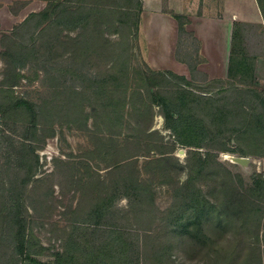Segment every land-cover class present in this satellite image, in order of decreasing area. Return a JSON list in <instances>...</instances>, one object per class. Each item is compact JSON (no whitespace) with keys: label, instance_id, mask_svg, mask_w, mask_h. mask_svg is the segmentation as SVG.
<instances>
[{"label":"rangeland","instance_id":"1","mask_svg":"<svg viewBox=\"0 0 264 264\" xmlns=\"http://www.w3.org/2000/svg\"><path fill=\"white\" fill-rule=\"evenodd\" d=\"M251 2L232 0L231 5L239 12H244L245 6L248 12L253 6ZM129 3L127 0L0 2V104H6L4 100L8 103L24 99L36 111L31 116L9 108L4 117L0 115V264H54L56 252H62L65 264H85L89 258L94 263L104 259L101 264H264V199L247 190L252 176L257 173L264 176V171L253 160L241 164L226 157L228 153L257 157L261 148L247 155L211 151L230 169L245 198L233 221L229 224L224 221V225L216 228L218 235L223 234L229 242L200 243L179 231L175 216L182 199L180 183L187 173L177 169L175 161L185 163L191 147L175 142L165 127L159 106L154 105L152 128L160 139L152 134L149 136L152 140H146L135 128L138 120L145 126L147 119L132 110V104L140 106L142 98L130 95L129 91L142 83L138 69H146L144 62L150 63L146 61L149 49L139 30L131 33V27L116 22L118 14L113 12L116 5ZM44 8L48 15L23 21L33 10L39 12ZM101 10L105 19L97 25ZM83 16L87 17L85 23L72 25V21ZM185 27L193 30L194 25ZM252 29L244 26L242 30L247 34ZM101 31L106 40L100 37ZM176 39V53L194 58L198 41L193 32L189 29L177 32ZM247 43L250 52H258L262 46L261 39L257 42L253 35L248 36ZM15 54L19 56L17 61ZM125 58L126 65L122 62ZM151 60V68L164 70L156 68V61ZM123 67L130 90L123 111L124 128L118 135L112 134L117 131L100 115L99 105L111 94L113 82L109 75ZM190 77L195 91L210 90L213 95L220 85L221 90L229 91L231 84H236L229 78L210 79L195 70ZM167 89L169 86H163V90ZM112 137L128 149L119 154L112 150L97 151L98 140L107 141L111 148L108 139ZM151 145L155 148L152 151L148 149ZM228 146L234 148L237 144L231 140ZM30 148L37 162L33 154L29 155ZM168 149L172 150L173 159L164 164V169L153 161L144 164L147 154L152 157ZM197 149L202 156L208 150ZM128 153L140 154L136 167L148 189L141 202L130 191L125 193L123 187L114 189L120 179L111 169L112 164ZM87 173L98 178L90 181ZM28 174H32L30 178ZM212 175L193 172L191 185L201 188L211 200L215 186ZM218 175H222L220 170ZM17 193L21 194L25 207L22 217L33 244L31 255L39 263L15 254L8 239L10 203ZM101 198L105 199V215L99 223H92L88 214Z\"/></svg>","mask_w":264,"mask_h":264},{"label":"trees","instance_id":"2","mask_svg":"<svg viewBox=\"0 0 264 264\" xmlns=\"http://www.w3.org/2000/svg\"><path fill=\"white\" fill-rule=\"evenodd\" d=\"M127 1L131 3L123 6L116 5V10H113V12L118 14L116 18L118 24L131 27V33L132 31L136 33L140 20V0H135L134 4L132 0ZM257 2L264 19V0H257ZM47 4H49V1ZM43 14L48 15L45 8L39 12L32 11L23 21H27L29 17ZM103 14L104 10H101L99 15H97L99 19L97 25L105 19ZM175 17L177 20V32L178 34L183 33L186 31V21L181 15H176ZM86 21L87 17L83 16L72 21V25H80ZM252 28V31L247 34L246 30H242L243 32L239 34L237 28L232 33L229 76H233L235 80H238L244 86L238 87L237 83L235 85L232 83L231 90L228 91L226 89L221 90L222 86L220 85L214 95L210 90L199 92L194 90L193 82L190 80L192 77L188 78L172 70H156L144 62L146 69L139 68L137 71L142 83L136 87H132L131 90L126 84L127 72L124 67L110 74L109 77L113 82V87L110 90L111 94L107 99H103L99 105L100 115L117 131L112 132V134L119 135V132L122 131L125 124L123 111L127 103L126 95H128V90H130V95L138 94L142 98L140 106H136L135 103L132 104V110L147 119L145 126H142L141 120L135 123V128L142 133L144 139L152 140L149 137L152 134H156L157 139L161 138V136H158V132L152 128L154 105H156L160 107L164 117L165 127L171 131L175 142L191 147L187 150L185 163L182 164L177 160L175 161L177 169L185 170L187 173L186 178L180 183L182 199L178 205L179 212L175 216V223L179 231L187 234L185 237L195 239L200 243L207 241L211 242V244L222 241L229 242L224 238L223 234L222 236L218 235L220 232L216 231V228L224 225V221H227L228 224L232 222L239 212H241V207L245 200L242 196L243 192L236 185L230 169L224 167L216 159V152L211 151L223 150L247 155L253 153L251 150L261 148L262 150L257 155H264V91L248 86L252 81L254 58L258 52H250L247 43L249 35L250 37L252 35L253 37L255 36L257 42L261 39L264 43V34L261 29L257 31L255 27ZM100 37L106 40L103 31H101ZM13 56L15 61H17L19 56L17 54ZM176 57L178 59L180 58L179 53H176ZM184 58L183 61L187 63L191 74L196 69L195 66L199 61L198 47L195 51L194 58ZM122 62L126 65L128 63L127 58L122 60ZM231 70L236 71V73H231ZM221 80L223 79L218 81ZM165 85L169 86V89L163 90V86ZM7 101L4 100L6 104H0L1 117H4L10 111L8 110L9 108L22 110L31 116L36 115L34 107L27 100L15 99L8 103ZM3 107L7 109L5 112ZM32 126L35 129V123H32ZM108 140H110L111 148H108L107 141L98 140L99 142L96 146L97 151L105 153L104 151L112 150V153L119 154L127 148L121 146L119 141L113 137ZM231 140H234L237 144L236 147L231 148L228 146V142ZM153 147L151 145L148 149L152 151L155 149ZM199 147L208 148L203 156L199 155L200 150L197 149ZM33 151L30 148L29 155L33 154ZM171 153L172 150L168 149L159 151L152 157L147 154L144 156L146 157L143 160L144 164L153 161L159 168L164 169V164L173 159ZM139 155L138 153H128L120 160L114 161L111 169L114 168L115 175L120 179L114 186V189L118 191L120 187H123L125 193L130 191L136 200L141 202L145 191L148 189H145V186H143L141 172L136 167ZM33 160L37 162V156L34 154ZM211 163H214L216 166L211 167ZM219 170L222 175H218ZM193 172L201 176H204L206 172L213 174L212 177L215 181V186L211 192L214 198L213 200L206 197V194H204L201 188H192ZM31 175L28 174L27 176L30 178ZM86 176L90 181L98 178V176L89 173ZM25 181L23 179L22 182L25 183ZM247 190L250 194L264 199L263 174L257 173L252 176ZM104 202L105 199L101 198L99 203L93 207V210H90L88 217L91 218L92 223H99L105 215ZM24 210L25 207L23 201H21V194L17 193V196L12 198V202L10 203L9 213L11 216L9 219L8 239L13 245L15 254L23 255L30 262L39 263L40 261L34 259L31 255L33 244L27 237L26 222L22 217ZM119 244L122 245L121 242ZM56 253L57 257L54 264H65L66 260L64 258L62 259V252ZM94 260L96 259L94 258ZM91 261L92 258H89V261L85 264H92ZM102 261L104 259L100 258L95 263L101 264ZM106 263L111 264V262Z\"/></svg>","mask_w":264,"mask_h":264},{"label":"crops","instance_id":"3","mask_svg":"<svg viewBox=\"0 0 264 264\" xmlns=\"http://www.w3.org/2000/svg\"><path fill=\"white\" fill-rule=\"evenodd\" d=\"M4 1V0H0ZM43 3L45 0H37ZM232 0H140L139 35L145 40L149 49L146 61L164 70H172L189 77V67L183 59L176 57L177 20L181 15L186 21L185 26L194 25V37L198 41L199 61L195 66L196 73H201L210 79H231L238 87L244 86L233 76H229L230 51L232 33L237 28L239 34L244 26L263 30L264 19L257 0H250L251 10L239 12L231 5ZM237 2V1H236ZM241 9V8H239ZM34 11V10H33ZM261 45L264 43L261 41ZM260 48L254 58L251 88L264 91V47ZM152 50V51H151ZM156 50V53H152ZM153 54V55H152ZM155 55V56H154ZM154 57V58H152ZM149 64V65H150ZM235 74L236 71L231 70ZM238 76V75H235ZM248 82V80H247ZM246 86V85H245ZM258 168L264 171V155L249 157ZM93 260V259H92ZM94 264L93 261H91Z\"/></svg>","mask_w":264,"mask_h":264},{"label":"water","instance_id":"4","mask_svg":"<svg viewBox=\"0 0 264 264\" xmlns=\"http://www.w3.org/2000/svg\"><path fill=\"white\" fill-rule=\"evenodd\" d=\"M231 159H232L231 161L238 162V163H241V164H245L249 160L248 156H232Z\"/></svg>","mask_w":264,"mask_h":264},{"label":"bare ground","instance_id":"5","mask_svg":"<svg viewBox=\"0 0 264 264\" xmlns=\"http://www.w3.org/2000/svg\"><path fill=\"white\" fill-rule=\"evenodd\" d=\"M226 157L229 158L230 160H232V159H231L232 155H230L229 153L226 154Z\"/></svg>","mask_w":264,"mask_h":264}]
</instances>
